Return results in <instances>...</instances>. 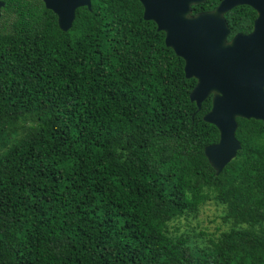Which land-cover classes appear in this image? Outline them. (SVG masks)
<instances>
[{
  "label": "trees",
  "instance_id": "16d2710c",
  "mask_svg": "<svg viewBox=\"0 0 264 264\" xmlns=\"http://www.w3.org/2000/svg\"><path fill=\"white\" fill-rule=\"evenodd\" d=\"M1 1L0 264H264L262 121L237 117L216 173L211 96L189 99L139 0H90L67 30L42 0ZM255 15L226 12L228 38ZM211 202L216 231L200 226Z\"/></svg>",
  "mask_w": 264,
  "mask_h": 264
},
{
  "label": "water",
  "instance_id": "95a60500",
  "mask_svg": "<svg viewBox=\"0 0 264 264\" xmlns=\"http://www.w3.org/2000/svg\"><path fill=\"white\" fill-rule=\"evenodd\" d=\"M204 0H139L143 18L164 32V43L183 61L187 78H195L189 99L197 109L211 95V106L202 118L218 130V140L204 147V154L219 173L236 155L237 117L254 118L264 128V0H220L209 11L191 14V6ZM56 14L57 25L67 30L78 7L90 0H42ZM0 0V9L3 6ZM246 4L257 15L248 33L230 39L223 14Z\"/></svg>",
  "mask_w": 264,
  "mask_h": 264
},
{
  "label": "rangeland",
  "instance_id": "374dc122",
  "mask_svg": "<svg viewBox=\"0 0 264 264\" xmlns=\"http://www.w3.org/2000/svg\"><path fill=\"white\" fill-rule=\"evenodd\" d=\"M219 213H220V207H216L212 202L205 204L199 214V218L202 220V222H200L201 223L200 226L207 230L216 231L215 225L219 223V218H218ZM193 223H195V221L191 220L190 224ZM180 227L182 229L188 227L185 224V220L181 221ZM223 227L224 226H220L219 229H222Z\"/></svg>",
  "mask_w": 264,
  "mask_h": 264
},
{
  "label": "flooded vegetation",
  "instance_id": "af4514ba",
  "mask_svg": "<svg viewBox=\"0 0 264 264\" xmlns=\"http://www.w3.org/2000/svg\"><path fill=\"white\" fill-rule=\"evenodd\" d=\"M204 1H205V0H204ZM219 1H220V0L217 1L216 5H215L212 9H214V8L217 6V4L219 3ZM242 5H243V4H242ZM244 5H246V4H244ZM234 7H235V6H234ZM234 7H233V8H234ZM212 9H209V10H212ZM231 9H232V8H231ZM209 10H204V11H209ZM199 12H202V11H199ZM227 12H228V11H227ZM255 12H256V11H255ZM225 13H226V12H225ZM225 13L223 14L224 17H225ZM256 15H257V13H256ZM256 15H255V17H256ZM255 17H254V19H255ZM225 19H226V18H225ZM254 19H253V20H254ZM226 22H227V21H226ZM251 25H253V22H252ZM251 29H252V27H251ZM251 29H250V30H251ZM229 30H230V29H229ZM250 30H249V31H246V32L236 31V32L233 33V35L236 34V33H248V32H250ZM229 33H230V31H229ZM233 35H232V36H233ZM232 36H231V37H232ZM231 37H230V38H231ZM227 39H229V38H227ZM210 96H211V95H210ZM209 109H210V108H209ZM262 125H263V122H262Z\"/></svg>",
  "mask_w": 264,
  "mask_h": 264
}]
</instances>
